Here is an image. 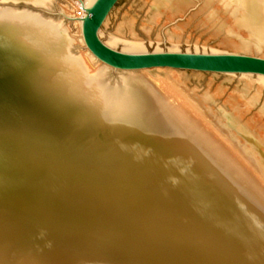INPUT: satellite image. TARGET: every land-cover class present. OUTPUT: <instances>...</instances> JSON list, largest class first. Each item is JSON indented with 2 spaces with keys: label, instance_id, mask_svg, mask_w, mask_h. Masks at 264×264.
Instances as JSON below:
<instances>
[{
  "label": "bare ground",
  "instance_id": "6f19581e",
  "mask_svg": "<svg viewBox=\"0 0 264 264\" xmlns=\"http://www.w3.org/2000/svg\"><path fill=\"white\" fill-rule=\"evenodd\" d=\"M92 1L75 0L79 27L84 6ZM166 1L153 0L155 12ZM230 1L226 4L232 12L228 31L235 35L236 50L263 56L264 0ZM69 44L66 32L58 24L30 13L11 16L0 12V206L21 217V223L34 234L49 235L46 247L54 255L46 262H42L41 253L29 255L36 247L29 238L20 264L31 259L36 264H212L213 252L206 246L211 239L209 234H202L199 241L193 242L174 226L164 229L170 222V212L162 206L152 210L140 200L146 208L136 211L123 207L113 189L104 191V184L137 183L142 195L161 186L152 171L137 167L135 158L140 162L146 159L141 152L145 147L158 149L164 158L172 159L169 165L176 175L197 186L216 187L225 200L232 202L237 214L248 216L250 225L264 236L262 196L243 186L208 151L220 140L230 148L245 149L242 153L237 150L238 157L264 184V143L236 115H225L228 126L219 124L214 112H205L209 94L200 96L201 101L186 88L190 75L219 72L169 66L117 69L122 71L120 87L108 88L102 80L105 68L90 73L85 58L68 55ZM87 55L93 56L89 51ZM149 71L161 74L154 77ZM241 74L255 75L264 82V75ZM191 115L197 117V122ZM189 120L195 122L194 126L203 124L215 138L207 143L196 138L187 129ZM238 185L243 191L237 189ZM247 194L259 201L260 208ZM145 197L149 198L142 199ZM229 223L226 221V225ZM55 232L64 237L57 245L49 242L56 244ZM252 240L251 248L247 245L235 252L229 244L230 248L224 250L226 254H240L245 264H262L264 249L254 245L255 237ZM71 245L74 249L78 245L87 247L65 258L55 257L56 246L66 247L65 252ZM44 248L40 245V249ZM2 260L1 264H14L7 258Z\"/></svg>",
  "mask_w": 264,
  "mask_h": 264
},
{
  "label": "rangeland",
  "instance_id": "374dc122",
  "mask_svg": "<svg viewBox=\"0 0 264 264\" xmlns=\"http://www.w3.org/2000/svg\"><path fill=\"white\" fill-rule=\"evenodd\" d=\"M152 2L153 0H118L100 29L99 36L103 42L110 45L111 41L112 44L110 46L121 51L132 50L133 47L130 45L137 44L139 47H135L133 50H197L245 54L242 52L243 50H236L234 46V41H236L235 35L228 31L232 12L230 13V6L226 4H231L230 0H167L164 7H160L156 12L155 4H152ZM77 8L75 0H41L38 3L27 0H0V12L11 16L30 13L38 16L42 20L58 24L66 32L70 40L68 55L71 54L73 55L72 57L81 56L85 58L84 63L90 73L102 67L103 69L105 68L102 79L104 84L108 88H119L120 82H122L120 74L122 71L104 67L101 62L95 61L93 56L90 57V55H87L88 51L81 41L79 23L75 20ZM155 13H158V15L154 16ZM238 34L245 36L242 32ZM249 53L246 52V54ZM251 54L261 56L258 53ZM261 57H264V54ZM149 73L154 77L161 74L158 71H149ZM186 85L189 92H194L197 97L199 96V100L201 101L200 96L204 93L209 94L208 103H204L205 112L207 114L214 112L219 124L228 126L229 122L224 118L225 115H236L238 121L245 128L255 133L262 143H264V82L258 80L255 75L246 76L243 74L223 73L214 75L204 73V75L199 76L190 75L186 80ZM139 86L143 89L144 95L147 96L145 88L140 83ZM146 105L151 108L150 104L147 103ZM71 109L67 111H71ZM190 118L197 122L195 115H191ZM182 120L184 121L183 118ZM193 120H189V123L186 125L189 131L191 130L195 133L196 138L202 141L205 140L206 143L215 138V136L209 134V129L203 124L199 127L194 126L195 122ZM157 122L159 121L157 120ZM187 129L184 130L186 134L188 133ZM193 130H197V132ZM206 134H209L210 137L206 136ZM189 136H192L191 138L194 139L193 135L189 134ZM167 140L171 142L169 137ZM167 145L171 147L169 143ZM237 150L241 153L246 152L241 147L230 148L227 143L220 140L215 145H212L208 151L215 162L218 165H222L221 167L223 169L233 172L235 178L240 180L243 186L251 187L254 189V192L261 195V203L264 205V184L246 166L245 162L240 160ZM141 152L146 159L140 162L138 158H135L137 167H141L150 172L152 171L157 176L156 178L160 180L161 186L154 188L150 194L141 195L138 193L139 185L137 183L125 185L104 184V191L108 192L113 189L112 192L115 193L114 197L116 199L119 198L118 201L124 203L123 207H130L138 211L139 209H145L147 203L152 210H160L159 208L162 206L166 211L170 212L167 220L170 222L165 225L164 229H169L171 226H174L182 232L184 237L190 238L193 242L199 241V237L202 234H209L211 239L209 238L207 241L209 243L206 246H210L213 252L210 258L212 264H224L226 262V264H234L235 262V264H245L240 254H226L227 252L224 248L229 246V244L232 248L231 250L235 248V252H237L236 250L237 248L239 250V247H246L248 245L251 248L252 245H249V243L255 237L256 243L254 245L257 247L259 245L261 250L264 249L263 234H259L255 230L256 228L254 229L250 225L249 219H247L248 216L238 215L232 202L230 204L229 200H225V197L218 192L219 190L216 187H212L211 185L197 186L187 178L176 175L170 169L172 159L164 158L162 156L163 154H161L162 151L158 149L151 150L145 147L143 151L141 149ZM241 174L246 176L244 177ZM99 182L105 181L100 180ZM237 189L243 191L239 185ZM144 196H149V198L146 199L145 197L142 199ZM246 196L260 208V203L257 199L253 196L250 197L248 194ZM140 200H144L146 204H140ZM226 202L228 203L224 206ZM20 218L15 217L11 212L0 206V264L3 261L2 257L10 259L14 264H20L25 252L24 249H26V244L24 243L29 238L32 239V244L36 246L32 247L33 250L29 252V255L39 256V253H41L42 262H46L48 258L50 260L54 259V255L52 256L46 247V241L49 238L47 236L49 235L45 233L43 234L44 237H41L34 234L31 228L29 229L21 223L22 218ZM233 218L234 220H232ZM236 219H239L240 222ZM226 221L230 223L226 225ZM233 226H235L234 229H232ZM236 229H238L237 232ZM217 231L220 232L217 234ZM236 233L237 236L235 235ZM57 234H55L56 244L49 241L50 244L57 245L59 241L64 239L62 234ZM244 241H246V244ZM40 245L45 246V248L40 249ZM72 247L71 245L67 251L63 252V250H66L64 249L66 247L58 249L56 246L54 252L55 257L57 256L60 259L62 257L65 258L80 248L87 246L84 245L82 247V245H78L76 249ZM239 256L240 259L238 258ZM218 259L220 260L218 261ZM30 261L36 264L32 259L27 264H31Z\"/></svg>",
  "mask_w": 264,
  "mask_h": 264
},
{
  "label": "water",
  "instance_id": "95a60500",
  "mask_svg": "<svg viewBox=\"0 0 264 264\" xmlns=\"http://www.w3.org/2000/svg\"><path fill=\"white\" fill-rule=\"evenodd\" d=\"M118 0H93L84 6L80 33L85 48L100 62L113 69H139L169 66L219 73L264 75V57L235 52L180 50H117L100 38L107 14ZM74 18H72L73 20Z\"/></svg>",
  "mask_w": 264,
  "mask_h": 264
}]
</instances>
